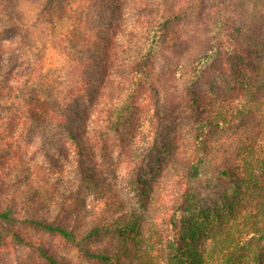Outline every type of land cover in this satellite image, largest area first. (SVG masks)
<instances>
[{
	"label": "trees",
	"instance_id": "1",
	"mask_svg": "<svg viewBox=\"0 0 264 264\" xmlns=\"http://www.w3.org/2000/svg\"><path fill=\"white\" fill-rule=\"evenodd\" d=\"M255 1L259 3L257 28L249 21L250 27H244L243 33L240 26L227 23L228 42L241 60L231 68L226 88L210 95L198 91L196 78L200 75L195 67L209 52L191 53L186 60L195 67L188 95L179 102L170 95L171 104L165 108L168 113L163 114V119L171 122L169 129H159V111L153 115L156 121H151L141 146L152 161L147 169H162L155 162L163 152L171 160V167L161 176L157 173L158 177L132 175L144 191L139 210L129 205L108 178L117 167L119 151L133 162L130 139L134 136V118H123L124 110L116 108V101L132 90L135 74H148L147 61L142 60V72L129 71L121 86L107 77L108 69L103 68L99 75L89 64L87 53L101 44L103 57L108 60V50L123 54L128 43L140 49L153 30L154 18L144 14H158L159 1L0 0L1 88L27 95L21 102L17 99V116L24 124L34 120L63 127L66 140L74 148L67 180L58 179L52 170L51 181L35 161L17 154L0 158V221H7L12 232L0 235V251L14 237L32 245L48 264H66L50 247L32 243V235L20 232L17 223H25L77 246L109 233L114 241L80 250L90 260L112 264H120L122 257L123 264H264V45L257 50L264 42V0ZM178 3L163 0V27L184 15L176 10ZM127 10H133L128 15L130 23L126 22ZM238 36L248 37V41H237ZM33 37L40 43L38 48L29 43ZM56 37L58 46L53 41ZM184 39L182 34L167 33L163 37L169 45H178ZM5 40L18 42L19 52L4 56ZM56 48L66 58L70 73L61 95L53 91L62 79H48L44 70V60L53 58L50 53ZM31 55L38 60H32ZM127 65L122 63L120 70ZM144 87L140 82L136 85L134 91L142 98L137 100L140 97L135 99L134 95L130 107L138 108L142 100L151 103ZM39 90H46V97L37 95ZM103 91L108 94L106 99ZM149 133L155 138L162 133L161 141H150ZM153 151L157 155L151 158ZM212 163L218 165L222 177L216 176L219 186L210 193L198 176L204 165ZM135 168L134 163L132 171ZM34 170L37 173L33 178ZM161 182L166 208L159 217L166 220V228L163 234H156L147 232L144 224L149 214L159 218L149 211L161 203L156 187ZM88 190H92L91 199Z\"/></svg>",
	"mask_w": 264,
	"mask_h": 264
},
{
	"label": "rangeland",
	"instance_id": "2",
	"mask_svg": "<svg viewBox=\"0 0 264 264\" xmlns=\"http://www.w3.org/2000/svg\"><path fill=\"white\" fill-rule=\"evenodd\" d=\"M158 1L160 3L159 8H157L158 14L152 13L151 11H147L144 14L154 18L151 24L153 30L146 35V39L141 44L140 49L135 47V43H128L127 50L123 54L119 52L118 55L108 50V55L110 56L108 60L107 57H103L104 50L101 44H98L91 51L88 50L87 53L90 58L89 64L97 69L99 75H102L103 68L108 69L107 77L114 80V84L121 86L123 78L129 71L136 70L142 72V65L145 62L142 60L146 59L147 61L148 68H146V72L148 74H135V82L132 90L124 92L123 96L116 101V108L124 110L123 118L125 117L128 120L131 116L134 118L132 122L133 132L131 133L134 136L130 139V146L133 149V162L128 161L121 154V151H119L120 156H118L117 167L108 178L114 189L118 190L124 196L129 202V205L139 210H142L140 203L143 199L142 193L144 191L137 187V184L133 181L135 180L133 176L158 177L157 173L161 176L166 168L171 167V160L163 152L159 156V161L155 162V165H161L162 169L159 171L147 169L148 163L152 161L146 158L141 146L144 145V135L150 129L151 121H156L153 115L158 111L161 116L159 129H162V127L163 129H169L171 123L169 118L166 120L163 119V114L168 113L165 111V108L171 104L169 96H176L179 102L188 95V82L192 79L194 73L192 68L195 66L186 60L187 55L191 53L200 54L204 51L209 52V56L195 67V71L200 75V77L196 78L197 84L199 85L198 91L206 92L209 95L216 93L222 90V88H226V84L230 81L231 68L241 60L228 42L229 31L227 30V23L231 21L237 27L240 26L239 30L243 33H246L244 27L248 26L249 21H251L250 23H252L254 29L258 26L259 3L255 0H210V2H208L209 0H179L176 10L179 13L183 12L184 15H181L178 20H170L168 26L165 25V27H163V0ZM173 1L168 0L169 3ZM132 12L133 10L131 12L128 10L125 11L127 23L131 22L128 15ZM5 21L7 20L5 19ZM167 33L170 36L182 34L186 39L178 45H169V43L163 40L164 35ZM136 35L139 37L140 34L137 32ZM237 39V41H242L243 39L248 41V37L244 38L243 36H238ZM34 40V37L31 38L29 43L38 48L40 43L37 41L34 42ZM53 41L58 46L57 37ZM263 45L264 42H260L257 50L261 51ZM19 48L18 42H9L6 40L2 42L4 56L9 54V52H19ZM36 53L38 54L40 52L36 51ZM52 55L53 58L48 57L44 60V70L48 79H62L63 82L60 85L57 83L53 91V94L61 95L66 91V84L64 82L67 80V76H70L68 72L69 66L66 58L59 53L58 48L52 50L50 56ZM29 57L32 60L34 58L38 60L34 55ZM50 58L52 62H48ZM126 62L128 65L120 70V65ZM111 63H114V66ZM116 66H119V69H116ZM23 72L24 70H22ZM139 82L145 85L144 89L147 92L148 99L151 98V103L147 104L148 100H142L147 102H142L138 108L130 107L129 104L133 102L132 98L134 95L135 99L140 97L137 100L142 98L138 94V91H134ZM50 84L52 85V80H50ZM1 87L2 85H0V158L2 156L8 157L9 155L17 154L23 159L31 162L35 161L34 164L41 166V173L50 176L51 181L54 180L51 176L52 170H54L53 173L58 176V179L62 178L63 180H67L71 171L70 162L73 160L72 151L74 148L67 141L65 128L37 124L34 120L27 125L24 124L22 119L17 116L20 115L17 99L21 102V99H26L27 95H23L22 92L14 94L13 91L12 93H8L7 89H2ZM156 89L157 93L155 92ZM36 93L39 96L42 94L46 97L47 95L46 90H39ZM107 95L103 91L104 99H106ZM1 101H3L2 105ZM183 104L182 107L184 108ZM185 110L188 109L185 108ZM161 134L158 133L155 138V134L150 135L149 133L148 137L150 141L155 138L157 142H160L161 138L159 135ZM113 155L116 157L118 151L116 150ZM154 155H157V153L153 151L151 158ZM134 163L136 164V168L132 171ZM32 173L34 178L37 172L34 170ZM216 176L222 177L219 173L218 165L212 163L206 164L201 168L198 178L204 184H207V190L212 193V188L219 186L216 184ZM156 187H158L157 192L160 196L161 203L154 207V209L150 208L149 213L154 212L159 217L160 212L166 208V197L163 198V194L166 191L163 190L162 182L156 185ZM86 192L88 199H91L93 196L92 190ZM96 196L99 197L100 192ZM151 216L149 214L147 217V221L144 224L146 227L145 230L147 232L153 231L156 234H163V230L166 228V220L161 217L155 219V217ZM17 226H19L18 230L21 229L20 232L33 236L31 238L32 240H30L32 243L38 241L47 245L54 251L53 253H55L56 257L62 259L66 264H112L108 261L90 260L80 250V247L97 248L104 246L105 242L114 241L115 238L109 235V233H101L83 242L81 246H77L76 243H71L57 234L46 232L37 227L28 226L25 223H17ZM8 232L12 234L9 231L8 222L0 221V235H6ZM157 239H159L158 236ZM10 241L9 246L0 251V264H48L39 256L38 252H35L31 248L32 245H25L18 238L14 237ZM121 259L120 264H123V257Z\"/></svg>",
	"mask_w": 264,
	"mask_h": 264
}]
</instances>
